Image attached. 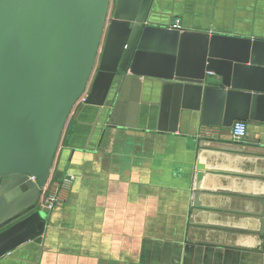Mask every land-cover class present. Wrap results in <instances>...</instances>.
Segmentation results:
<instances>
[{
    "label": "water",
    "instance_id": "water-1",
    "mask_svg": "<svg viewBox=\"0 0 264 264\" xmlns=\"http://www.w3.org/2000/svg\"><path fill=\"white\" fill-rule=\"evenodd\" d=\"M175 1L115 0L109 11L111 0H0V258L41 244L37 203L81 99L100 135L152 104L146 84L188 131L264 124V37L191 30L172 14ZM259 149L226 151L264 156ZM244 177L264 189V176ZM253 191L232 195L257 204L263 224L264 191Z\"/></svg>",
    "mask_w": 264,
    "mask_h": 264
},
{
    "label": "crops",
    "instance_id": "crops-1",
    "mask_svg": "<svg viewBox=\"0 0 264 264\" xmlns=\"http://www.w3.org/2000/svg\"><path fill=\"white\" fill-rule=\"evenodd\" d=\"M172 14L191 30L264 37V0H176ZM143 95L151 105L101 135L94 113L76 105L48 181L73 177L67 201L42 210L40 245L28 242L0 264H264L258 205L232 195L264 191L244 177L264 176V156L226 151L264 150V124L247 123L240 142L230 128L213 126L215 135L202 137L206 126L194 133L180 125L157 87L146 84Z\"/></svg>",
    "mask_w": 264,
    "mask_h": 264
},
{
    "label": "built area",
    "instance_id": "built-area-1",
    "mask_svg": "<svg viewBox=\"0 0 264 264\" xmlns=\"http://www.w3.org/2000/svg\"><path fill=\"white\" fill-rule=\"evenodd\" d=\"M172 28L180 29V21L174 20L172 23ZM82 99L80 100V102ZM248 126L247 123L235 122L230 127V134L234 142H240L244 140L247 136ZM199 136L202 137H213L215 135L214 127H208L201 129L198 132ZM73 183V177L69 174L61 178L58 182H54L51 185L46 184L42 189L41 195L38 200V207L40 210H45L47 212H54L55 210L62 207L67 201V193L70 186Z\"/></svg>",
    "mask_w": 264,
    "mask_h": 264
},
{
    "label": "trees",
    "instance_id": "trees-1",
    "mask_svg": "<svg viewBox=\"0 0 264 264\" xmlns=\"http://www.w3.org/2000/svg\"><path fill=\"white\" fill-rule=\"evenodd\" d=\"M70 133H71L70 128L66 129L65 135H64V138H63V141H62V144L65 145V146H67V144H68Z\"/></svg>",
    "mask_w": 264,
    "mask_h": 264
},
{
    "label": "rangeland",
    "instance_id": "rangeland-1",
    "mask_svg": "<svg viewBox=\"0 0 264 264\" xmlns=\"http://www.w3.org/2000/svg\"><path fill=\"white\" fill-rule=\"evenodd\" d=\"M114 3H115V0H111V2H110V8H109V11L111 10V7L114 5ZM109 16V15H108ZM36 210H40V208L39 207H37V209ZM44 212H45V210H43Z\"/></svg>",
    "mask_w": 264,
    "mask_h": 264
}]
</instances>
